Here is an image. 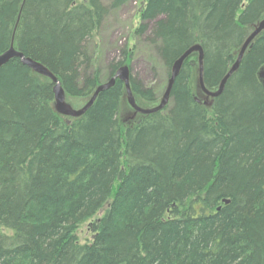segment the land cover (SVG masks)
Listing matches in <instances>:
<instances>
[{"label":"trees","instance_id":"obj_1","mask_svg":"<svg viewBox=\"0 0 264 264\" xmlns=\"http://www.w3.org/2000/svg\"><path fill=\"white\" fill-rule=\"evenodd\" d=\"M137 2L134 43L101 62L102 26ZM263 19L264 0H0V55L14 46L73 99L127 66L146 109L196 45L218 90ZM197 64L185 62L164 110L127 128L120 81L73 119L56 112L50 79L19 59L1 70L0 264H264V32L210 108L194 94Z\"/></svg>","mask_w":264,"mask_h":264},{"label":"water","instance_id":"obj_2","mask_svg":"<svg viewBox=\"0 0 264 264\" xmlns=\"http://www.w3.org/2000/svg\"><path fill=\"white\" fill-rule=\"evenodd\" d=\"M264 32V19L259 22L257 27L252 31L250 36L247 38L245 43L240 49L238 59L234 66L230 69V71L227 73V75L223 78V80L220 83V86L218 90L216 91H210L204 83V52L201 45H196L192 48H190L188 51H186L174 64L171 78L168 82V86L166 88V91L161 99V102L159 105H157L154 108L145 109L138 105L136 98L134 96V93L132 91L131 86V75H130V69L127 66L122 67L117 74L111 78L108 82L101 84L97 87L94 94L90 98L89 102L81 109H74L68 102L66 93L62 87L61 82L59 79L43 64L34 61L31 58H27L23 53L16 50L14 46H12L8 51L0 55V72L1 70L8 65L13 60L19 59L22 64L30 68L33 72L36 74L48 78L52 81L54 86V95H55V110L56 112L64 117L73 118V119H79L87 114V112L92 108L94 103L96 102L99 95L111 88H113L116 85L117 81H120L125 86V91L127 95V100L129 105L132 107V109L138 113L145 116L156 114L158 112H161L164 110L170 102L171 99V93L173 86L175 84L176 79L180 75L183 66L185 62L194 54H198V63H199V84L202 89V91L209 97L215 99L218 98L224 91L225 86L229 79L239 70L240 65L243 61V58L245 57L248 50L251 48L254 41L257 39V37ZM258 77L261 81V83L264 86V66L260 69L258 73Z\"/></svg>","mask_w":264,"mask_h":264},{"label":"rangeland","instance_id":"obj_3","mask_svg":"<svg viewBox=\"0 0 264 264\" xmlns=\"http://www.w3.org/2000/svg\"><path fill=\"white\" fill-rule=\"evenodd\" d=\"M89 0H79L81 3H88ZM105 5H109L111 0H102ZM143 10V2L132 3L126 6L125 8L114 12L107 19L105 24L102 26L101 32L99 34V40L97 42L99 44V49L97 52V58L101 59V62H107L111 60L115 54H117V49L123 47L125 44H129L130 46L134 43L133 33L134 30L139 26L141 20V12ZM257 27L254 26L252 30ZM240 50L237 52V57L239 56ZM196 76L194 80V94L196 98L204 104L206 107L210 108L213 102V98L207 96L201 89L199 84V65L195 66ZM136 74H139L141 80L147 82L149 85L157 86L159 77H155L151 75L150 69L145 66L143 62H140V65L135 70ZM162 92L161 98L150 108H154L160 104L161 99L165 93ZM91 96L88 98H67V102L74 109L83 108L90 100ZM149 109V108H146ZM145 115L136 113L132 107L129 105L127 100L126 93L124 94L119 119L122 127H132L139 123ZM104 210H102L91 222L97 220L104 214ZM90 222V223H91ZM90 223L84 224L78 231V235L81 243L89 242L92 239V230L90 229Z\"/></svg>","mask_w":264,"mask_h":264},{"label":"bare ground","instance_id":"obj_4","mask_svg":"<svg viewBox=\"0 0 264 264\" xmlns=\"http://www.w3.org/2000/svg\"><path fill=\"white\" fill-rule=\"evenodd\" d=\"M237 59H238V58H237ZM237 59H236V61H237ZM236 61L234 62V64L236 63ZM234 64H232L231 68L234 66ZM123 67H124V66H123ZM121 68H122V67H121ZM121 68H120V69H121ZM120 69H119V70H120ZM119 70H118V71H119ZM118 71H117V72H118ZM181 72H182V71H181ZM116 74H117V73H116ZM116 74H115V75H116Z\"/></svg>","mask_w":264,"mask_h":264}]
</instances>
